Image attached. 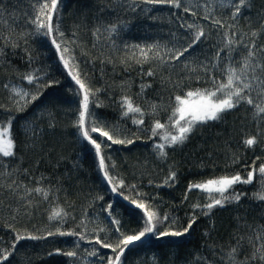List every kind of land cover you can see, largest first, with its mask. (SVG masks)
Returning <instances> with one entry per match:
<instances>
[{
    "label": "trees",
    "instance_id": "1",
    "mask_svg": "<svg viewBox=\"0 0 264 264\" xmlns=\"http://www.w3.org/2000/svg\"><path fill=\"white\" fill-rule=\"evenodd\" d=\"M42 2L0 0V126L10 127L15 145L13 157H0V264H107L116 253L97 239L115 245L146 226L145 209L136 208L133 200L161 218L154 221L156 233L182 231L193 218L195 223L179 237L146 234L126 248L121 264H231L232 248L238 249L236 264L246 258L249 264H264L250 259L254 245L264 243V200L256 198L258 168L264 165V114L254 119V109L242 103L220 120L198 124L183 144L166 147L164 157L155 146L165 141L153 134L157 120L168 125L177 95L211 89V76L219 83L229 66L242 68L249 51L245 44L254 42L256 59L264 60V0H246L235 18L239 0H181L180 8L144 0H61L52 20L59 31L51 37L30 22ZM200 30V42L176 59ZM228 39L235 43L225 47ZM70 71L91 90L89 120L115 138L133 140L112 144L90 133L101 143L104 170L78 131L83 93ZM256 75L264 79V72ZM24 93L28 96L21 99ZM251 95L264 103L257 91ZM124 98L141 109L143 124L134 122L139 113L124 115ZM250 137L258 140L252 147L244 143ZM253 166V182L229 190L243 193L240 201L225 202L207 215L209 194L189 191L191 184L208 179L246 177ZM171 172L176 179L167 182ZM35 187L48 191V198L26 193ZM58 229L77 235L62 236ZM17 235L42 238L19 240L13 248ZM93 250L96 255L89 254ZM6 251L8 260L3 259ZM69 251L76 255L67 256Z\"/></svg>",
    "mask_w": 264,
    "mask_h": 264
},
{
    "label": "snow or ice",
    "instance_id": "2",
    "mask_svg": "<svg viewBox=\"0 0 264 264\" xmlns=\"http://www.w3.org/2000/svg\"><path fill=\"white\" fill-rule=\"evenodd\" d=\"M61 0H43L40 3L37 15L30 22L35 24L37 30L46 29L45 35L51 37L54 31H59L58 27L53 28L52 20L53 15L57 12L58 4ZM146 4H169L173 7L180 8L181 0H144ZM246 3V0H239V3L234 5L235 11L233 12V18L239 15L241 7H243ZM133 10H135L133 6ZM184 11H189L188 8H184ZM194 14V13H193ZM207 19V17H205ZM215 24H219L223 27V24L219 20L213 21ZM193 25L189 24L188 28H192ZM111 32L116 31V27L113 26L110 29ZM99 29H97V33ZM96 33H94L95 35ZM63 35V33H61ZM204 35L203 30L198 31L192 42L188 44L187 47H184L179 54L176 56V59H179L180 56H183L185 52H188L190 48L194 46L195 43L200 42L201 37ZM253 36H256L257 33L253 32ZM52 44L55 45L56 50L58 52L61 51L60 44L53 38L51 40ZM242 43V41H240ZM235 42L232 39H228L225 47H229L233 45ZM245 47L249 48L247 57L243 61V66L240 69L229 66L226 70V79L217 83L214 76H211L213 87L211 89H196L189 90L185 93V95H177L175 97V107L173 109L172 115L169 117L168 125L161 123L160 121H156L153 127V134L160 135L161 139L165 141V143L157 144L155 147L158 150V154L161 157L167 155L165 148L171 147L176 144H183L188 136L191 134L193 129L198 124H206L209 121H217L222 118V114L232 110L240 106L242 103L251 106L254 109L253 118H261L262 114H264V103H256L252 98V92L257 91L258 95L264 96V79L260 76L256 75L257 70L264 72V60L256 59V53L253 51L256 45L253 42L251 46L245 44ZM151 49H149L150 51ZM223 49H221L222 51ZM264 51V49H261ZM64 53L68 52V48L63 49ZM141 54L147 59V53L141 49ZM231 57V53H229V58ZM216 58L219 59V52L216 53ZM60 59L64 62V67L69 68V59H66L63 54H61ZM195 69H193L194 71ZM72 75V72H69ZM147 75H153L152 72H148ZM72 78L75 80L76 84L79 85L81 92L83 93L82 101L79 111V118L77 122V127L80 135L84 140H86L89 144L93 146L95 149L96 155L100 157L99 160V168L101 170L105 169V161L103 156L101 155V143L97 142L96 139H93L90 133H99L100 136L106 137L112 144H131L133 140L131 139H118L115 138L109 131L104 130L103 127L98 126L96 120L92 118L89 120L91 113L89 111V103H90V95L91 90L87 88L85 83L79 78V75H72ZM29 83L33 82V76L28 75L25 77ZM17 95H20L17 92ZM28 94L24 93L21 96V99L27 97ZM37 98L36 95L31 96V100H35ZM30 101H25V104ZM19 103V101H17ZM25 105H21V110ZM122 106H126L127 111L124 112V115L127 116L129 112L139 113L140 119L135 120L134 122L138 124H143V112L138 106H133L130 99L124 98V103ZM155 108V106H153ZM86 121L88 123L86 124ZM161 130V131H157ZM244 143L248 147H252L258 143L257 137L247 138ZM14 142L10 135V127L9 126H0V157L7 158L13 157L15 155L14 152ZM256 169L253 166V170L249 171L246 177H242L240 174H235L232 176H222L219 178L208 179L206 182L195 183L189 186V191L192 189H199L202 192L209 194V202L204 205L205 208L208 209V212L204 213L207 215L210 211L217 206L223 207L225 202H239L243 193H237L234 190L230 192V189H233V186L238 183L243 184H251L254 180V176L256 173ZM258 173L260 174L261 179V191L256 194V198L258 200H264V165L259 166ZM104 178L108 180L111 184L112 179L109 177L108 172L104 171ZM176 179L175 172H171L167 182H174ZM15 184V181H13ZM119 186L123 187V181H119ZM11 187V185H9ZM19 187V186H18ZM28 195H31L32 192L37 194H42L44 199L48 198V191L43 189L42 187H35L33 189H25ZM113 192L117 191V187L112 188ZM217 194V195H213ZM128 199L127 196L124 197ZM30 203V202H29ZM135 204L136 208L145 209L144 216L147 217L146 226L140 231L138 234L133 235H123L122 239H119L115 245L102 243L101 240L97 239L96 243L100 244L102 247L111 248L113 253H116L115 257H109L107 264H121V257L124 255L126 248L129 245H132L134 242H142V238L146 236V234H156L158 236H173L179 237L185 235L191 228L192 224L195 223V218L191 220V222L184 228L182 231H163L156 233V224L154 221L159 222L160 217L155 211H149L146 208V205L142 202H137L136 200L132 201ZM196 207H199L197 205ZM111 208V205H109ZM111 215V213H109ZM56 216H59L60 213H56ZM66 215V213H65ZM53 217H50L52 219ZM164 220H167V216L163 217ZM112 223L119 224L118 220H113ZM119 231V228H117ZM59 235H77L74 232H64L57 230ZM56 233L49 232L48 235H54ZM42 237L36 236H22L17 235L16 241L13 243V248H15V243L19 242V240L23 239H39ZM84 237L81 236V239ZM264 239V236L260 237ZM237 248H232L229 252L228 257L231 261V264H236L235 255L237 253ZM59 252V250H57ZM69 257H74L76 255L75 252L69 251L65 253ZM90 255H96L95 250L89 253ZM11 255L9 252H5L3 259L8 260V257ZM51 255V253H50ZM251 260H260L264 262V243H261L258 247L254 245V252ZM241 264H249V259L246 258L245 261L241 262Z\"/></svg>",
    "mask_w": 264,
    "mask_h": 264
},
{
    "label": "bare ground",
    "instance_id": "3",
    "mask_svg": "<svg viewBox=\"0 0 264 264\" xmlns=\"http://www.w3.org/2000/svg\"><path fill=\"white\" fill-rule=\"evenodd\" d=\"M106 180V179H105ZM106 182L108 183V185H111L109 182H108V180H106Z\"/></svg>",
    "mask_w": 264,
    "mask_h": 264
},
{
    "label": "water",
    "instance_id": "4",
    "mask_svg": "<svg viewBox=\"0 0 264 264\" xmlns=\"http://www.w3.org/2000/svg\"><path fill=\"white\" fill-rule=\"evenodd\" d=\"M126 250H127V249H126ZM126 250H125V251H126Z\"/></svg>",
    "mask_w": 264,
    "mask_h": 264
}]
</instances>
